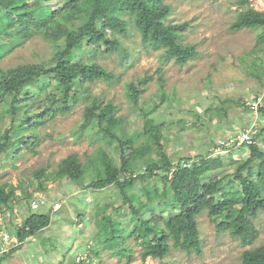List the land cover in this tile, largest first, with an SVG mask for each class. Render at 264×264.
<instances>
[{"label": "rangeland", "instance_id": "rangeland-1", "mask_svg": "<svg viewBox=\"0 0 264 264\" xmlns=\"http://www.w3.org/2000/svg\"><path fill=\"white\" fill-rule=\"evenodd\" d=\"M162 2L170 6L167 24L188 23L180 41L197 45L198 54L186 64L169 59L163 48L144 43L131 17L123 14L127 24L126 32L117 31L121 42L119 51L107 52L100 44L81 48L85 60L96 61L114 73L113 81L97 80L79 85V94L68 104L49 83L40 97L47 104L29 111L33 125L27 130L21 126L31 101L15 115L0 105V139L12 126V118L15 119L12 136H26L24 143L9 145L0 152V185H14L17 194L11 206H0V233L17 237L23 220L34 212L52 217L48 227L22 242L12 256L2 258L5 252L0 253V264H242L243 251L264 244V211L254 220L259 230L256 241L244 245L229 231L218 232L216 221L209 217L208 209H204L196 216L201 255L174 247L177 224L165 227L161 221L170 235L171 250L164 258L143 259L142 238L136 234L124 238L138 221L137 218L132 220L131 210L123 205L119 190L114 185L103 189L87 186L96 175L100 149L107 150L115 162L121 164L116 138L127 144V152L129 145L136 148L150 145V156L157 157L154 143L147 134L148 129L157 126L167 153L173 155L175 161L199 153L209 155L212 177L229 176L238 162L250 155L247 146L215 154L221 140L254 127L255 139L264 150V30L232 29L231 25L246 8L238 5V0ZM250 6L264 11V0H251ZM259 36L263 37L262 41ZM3 39L4 43L10 40L7 36ZM53 51L50 42L36 35L5 52L0 65L10 68L46 62ZM142 78L148 80L141 85L136 104L129 83ZM259 97H262L263 109L253 112L246 104ZM94 99L102 105L111 102L116 107L114 116L118 122L110 133L97 125L81 129L86 108ZM47 106L53 110L41 119L35 117ZM73 153L86 167L82 182L55 176L61 161ZM43 169L47 176L39 180L36 173ZM135 170V175L143 174L144 159L136 162ZM153 184L162 185L158 177L149 175L145 180L137 178L128 187L131 192L141 194L142 188ZM238 187L236 185L235 189ZM37 193L44 196L45 205L32 210L31 201ZM104 215L112 218L113 227L110 224L106 230L119 229L117 239L124 240L116 248L103 243L106 237L102 226ZM145 216L149 217L150 213ZM143 234L144 231L140 232L141 236Z\"/></svg>", "mask_w": 264, "mask_h": 264}, {"label": "trees", "instance_id": "trees-1", "mask_svg": "<svg viewBox=\"0 0 264 264\" xmlns=\"http://www.w3.org/2000/svg\"><path fill=\"white\" fill-rule=\"evenodd\" d=\"M0 0V58L8 50L21 46L36 35L42 36L53 47L52 57L41 63L20 64L15 67L3 68L0 65V105L8 113L15 115L19 109L32 105L24 113L25 130L32 125L29 111L46 105L41 94L49 83L60 92L64 103L74 101L79 94V85L97 80L111 82L114 73L93 60L82 57L81 48H92L98 44L107 52L119 51L121 42L117 31L126 32L127 20L123 14L131 17L146 44L163 48L169 59L178 64H186L198 54L196 44H183L181 33L188 23L167 24L170 6L162 0ZM251 0H238V5L246 8L241 11L231 25L233 30L246 28H262L264 30V11L250 6ZM44 2L46 5H43ZM57 4V8H54ZM9 37L8 43L3 42ZM261 41L263 37L259 36ZM148 79L142 78L129 83L136 104L140 98V87ZM163 79L161 78V82ZM40 98V99H37ZM116 107L110 102L105 105L97 99L88 104L81 129L89 126L101 128L110 133L118 122L114 116ZM262 110V105L259 108ZM53 110L47 106L35 117L43 118ZM147 118L148 112L144 114ZM12 126L1 136L0 152L9 145L24 143L25 135L14 138L15 119ZM156 149L157 157L150 156L152 147L136 148L118 140L116 149L120 151L121 164H117L113 156L105 149L98 152L99 166L96 175L88 187L103 189L114 185L120 192L123 205L131 210L132 220L137 218L138 225L127 232L124 238L136 234L142 238L144 249L142 258H164L171 250L170 235L166 226L177 224L174 247L188 253L202 254V243L196 216L208 209L209 217L216 221L217 231H229L238 237L244 245L253 244L259 230L255 218L264 211V150L256 141L244 145L250 150L249 157L238 162L229 176L212 177L211 158L199 153L196 157L186 156L175 161L164 148L161 141L160 127L147 131ZM144 159L143 174L135 175L136 162ZM190 163L183 167L181 162ZM86 167L80 162L76 153L63 159L56 171V178H69L82 182ZM149 175L158 177L161 187L157 184L142 188L141 194L129 190L128 185L137 178L145 180ZM39 180L47 176L45 169L36 173ZM236 185L239 187L237 189ZM41 189L43 184L40 183ZM221 189H224L221 191ZM31 198L32 195L28 194ZM17 196L14 185H0V206H11ZM150 213L149 217L145 215ZM82 220V219H80ZM17 230V238L21 244L28 237L36 235L52 222L51 214L32 213L23 220ZM164 222L165 227L161 225ZM111 224V216H103V229ZM144 231L141 236L140 232ZM119 229L106 230L103 243L116 248L124 240H118ZM117 241V242H116ZM20 245L2 254L9 258ZM242 264H264V244L246 249L242 253Z\"/></svg>", "mask_w": 264, "mask_h": 264}, {"label": "built area", "instance_id": "built-area-1", "mask_svg": "<svg viewBox=\"0 0 264 264\" xmlns=\"http://www.w3.org/2000/svg\"><path fill=\"white\" fill-rule=\"evenodd\" d=\"M261 101H262V97L254 98V100L248 102L246 105L251 111L258 112L262 103ZM255 135H256V130L254 127L253 128L250 127L242 132L235 133L230 137L223 139L219 142V145L215 149V154H220L227 150H232V149L240 148L244 145L251 144L253 143ZM190 163L186 161L181 162L183 167H188ZM43 205H45L44 196L42 194L37 193L31 201V209L38 210ZM1 217H2V212L0 210V224H2ZM0 237H1L0 253L8 252L10 248H14L21 244V242H19V239L17 237H12L8 233L1 232Z\"/></svg>", "mask_w": 264, "mask_h": 264}, {"label": "crops", "instance_id": "crops-1", "mask_svg": "<svg viewBox=\"0 0 264 264\" xmlns=\"http://www.w3.org/2000/svg\"><path fill=\"white\" fill-rule=\"evenodd\" d=\"M163 145H164V148H165V150H166V146H165V144L163 143ZM167 151V150H166ZM169 154V153H168ZM171 157H173V158H175L173 155H171V154H169ZM196 157V156H195ZM29 238V237H28ZM27 238V239H28Z\"/></svg>", "mask_w": 264, "mask_h": 264}]
</instances>
